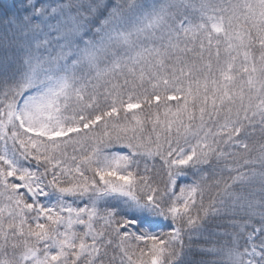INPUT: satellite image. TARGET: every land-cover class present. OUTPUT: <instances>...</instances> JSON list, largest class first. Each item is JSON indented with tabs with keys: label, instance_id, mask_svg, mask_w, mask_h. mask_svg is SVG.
<instances>
[{
	"label": "snow or ice",
	"instance_id": "obj_1",
	"mask_svg": "<svg viewBox=\"0 0 264 264\" xmlns=\"http://www.w3.org/2000/svg\"><path fill=\"white\" fill-rule=\"evenodd\" d=\"M0 264H264V0H0Z\"/></svg>",
	"mask_w": 264,
	"mask_h": 264
},
{
	"label": "trees",
	"instance_id": "obj_2",
	"mask_svg": "<svg viewBox=\"0 0 264 264\" xmlns=\"http://www.w3.org/2000/svg\"><path fill=\"white\" fill-rule=\"evenodd\" d=\"M172 103H175L174 101ZM161 227H153L152 231L159 233L162 230H167L163 224V222H160Z\"/></svg>",
	"mask_w": 264,
	"mask_h": 264
},
{
	"label": "rangeland",
	"instance_id": "obj_3",
	"mask_svg": "<svg viewBox=\"0 0 264 264\" xmlns=\"http://www.w3.org/2000/svg\"><path fill=\"white\" fill-rule=\"evenodd\" d=\"M161 227V226H160Z\"/></svg>",
	"mask_w": 264,
	"mask_h": 264
}]
</instances>
